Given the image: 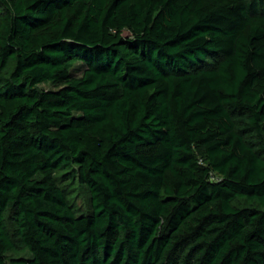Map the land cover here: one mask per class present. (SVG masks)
I'll return each mask as SVG.
<instances>
[{
	"label": "trees",
	"instance_id": "trees-1",
	"mask_svg": "<svg viewBox=\"0 0 264 264\" xmlns=\"http://www.w3.org/2000/svg\"><path fill=\"white\" fill-rule=\"evenodd\" d=\"M0 264H264V0H0Z\"/></svg>",
	"mask_w": 264,
	"mask_h": 264
},
{
	"label": "rangeland",
	"instance_id": "rangeland-1",
	"mask_svg": "<svg viewBox=\"0 0 264 264\" xmlns=\"http://www.w3.org/2000/svg\"><path fill=\"white\" fill-rule=\"evenodd\" d=\"M78 67V66H77ZM40 89L44 91L51 90L52 87L48 84H42L39 87ZM87 193L83 191L79 186H76V189L74 190V194L72 197L73 203L75 207L78 209L79 212L84 213L88 210V200H87Z\"/></svg>",
	"mask_w": 264,
	"mask_h": 264
}]
</instances>
